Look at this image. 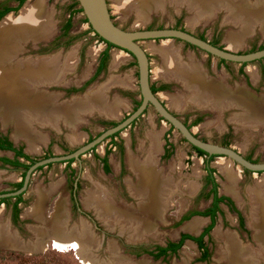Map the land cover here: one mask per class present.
I'll list each match as a JSON object with an SVG mask.
<instances>
[{"label":"rangeland","instance_id":"374dc122","mask_svg":"<svg viewBox=\"0 0 264 264\" xmlns=\"http://www.w3.org/2000/svg\"><path fill=\"white\" fill-rule=\"evenodd\" d=\"M35 1L37 0H26L19 9L11 11L5 17L17 18L24 8ZM120 1L107 0L113 20L123 28L145 29L179 26L194 34L203 35L208 40H215L224 48L235 52H248L264 45V33L262 32L261 22L256 20L253 21L251 30H247L242 36V41L232 44V38L237 37L241 33L239 31L241 28L240 24H235L232 20L227 19L229 10L225 7L216 8L211 16L205 15L195 19L199 13L197 14V10L189 7L186 2L177 3L166 0L163 8L151 10L148 17L141 22L133 10L128 13H123L119 10L118 4ZM43 2L46 11L50 13L52 32L48 38H41L36 42L29 39L23 45V51L18 55L30 58L55 57L58 58L59 64L63 68L65 67V61L71 59L72 66L69 64L70 68L67 65V68L65 67L63 74L59 75L57 80L44 83L38 89H48L46 92L56 95L53 103L57 107L58 104H68L74 100L85 99L84 95L90 88L92 94L102 90L106 104L111 105L114 103L117 104V107L110 114L94 109L90 112H88L89 110L82 111L78 116L79 112L73 111L70 114V121H75L73 125L62 114V117L60 116L61 118L57 119L58 121L56 120V125L32 121L31 125L34 128L35 134L45 137L44 141L40 139L35 142L37 149L32 150L29 148L27 139L15 133L14 123L11 120L3 121L0 115V127L3 129L2 122L4 125H7L5 129L11 135L14 133L13 136L18 138L16 142L22 143L27 153L34 157L42 156L46 151L57 155L72 151L86 142L88 137L95 136L104 129L105 125L102 121L116 122L121 120L134 109L135 103L140 99L136 63L134 58L124 50L111 47L109 49L106 69L97 76L92 77L99 56L103 49L106 48V43L95 35L87 21H85L82 12H76L74 15H71V29L67 37H61L58 40L61 43H58L51 51L44 53L37 52V47L41 44L39 42L50 38L53 39L56 35L59 38L63 24L70 14L69 6L73 3V0H43ZM68 38L69 41H66ZM140 43L149 56L151 83L155 86L166 85L165 89L157 91L158 96L172 112L190 125L192 131L197 136L218 144L227 142L229 146L239 151L242 155H249L258 162L264 161V121L260 120L259 122L258 120L257 123H248L246 125L239 123V121L237 122L234 120L235 115L242 118L245 116V111L237 104L232 103L219 110L212 108L210 105H197L189 101L191 90L185 87L182 81L158 75V71L163 65V58L157 48L169 45L175 50L181 62L193 60L203 71L207 79L222 84L228 92H239V89H244L255 98L264 95V58L248 62L241 67L240 63L231 61L221 62L203 50L177 39L142 40ZM115 55L121 56V60L116 66L113 62ZM124 79H129L130 84H124L122 82ZM85 82L86 84L83 86ZM65 86L75 87L79 90L68 95H63ZM177 95H181L183 99L184 97L186 98L185 105H173L171 98ZM248 99H250L249 96ZM238 113L241 114L239 115ZM196 118L198 119L197 122L194 121ZM155 134L158 135L160 141V150L159 153L157 152L158 155L156 154L158 159L161 155V148L164 146V142L167 139L170 142L169 148L172 149L171 154L166 159H161L158 162L160 164L159 167L156 163V168L158 170L161 169L163 175L169 176L173 188L169 190L168 197L166 198L167 206L165 207L164 215L162 218L158 217V219L154 217L153 221L155 223H151L154 226L151 231L149 230L150 234L148 232L145 233L146 235L143 238H132L131 232L128 229L122 228L121 225H113L111 227L106 224L105 219L99 217L93 207L87 206V197L88 193L92 190L98 192L103 188L107 193L106 195L113 199L116 205L132 211L131 205L136 204L137 201L134 196H130L129 194V181L134 183L137 178L131 167L129 168V158L143 160L151 146L149 136ZM105 151L108 154L109 172L103 171L101 160L99 159ZM220 160H228L227 162L238 175L235 182V189H237L235 194L225 191V185L229 182L220 170ZM203 164V158L193 151L190 144L175 129H170L169 124L156 113L153 107L149 106L132 126L123 129L113 139H106L100 143L95 151H88L83 154L80 161L75 160L72 162L73 168H75L80 178V188L77 192V197L81 202V209L91 219L85 214L76 213L69 223V187L66 186L65 182V163L54 162L52 165L45 166L43 169L36 170L33 173L27 191L24 194L27 202L21 207V216H28L26 212L37 200L38 190H47L46 192H49V194H52L54 191L48 201L45 200H47L49 194L44 199L43 211H46L44 221H40L29 215L38 222L26 219L22 223L21 230L18 231L14 225L9 223V210H5L2 205L0 207V225H11L10 230L12 233L16 232L19 234L20 239L27 242L28 240L33 241L32 237L34 234L31 227L39 226V224L50 227L52 215L56 211L57 202L60 201L63 202L64 209L62 212L65 218L68 217L67 225L69 227H80L82 221L87 222L89 228L92 226L90 230L99 242L97 250L94 251L96 255L95 259L98 258L96 260L103 263L111 261L108 250L111 244L117 247L118 254L123 259L122 255L130 254L126 248L141 244L155 245L157 243H165L169 239H176L177 235L184 231L182 227L184 228L194 218L201 219L199 220L200 223L197 230H200L208 223V218L201 215L194 216L182 223L177 222L186 210H202L207 205V200L197 196L199 190L204 185L205 170ZM211 165L216 170L215 175L219 184V193H226L232 197L235 204L241 209L246 225L251 232V237L247 238L245 236L243 238L237 235L235 231V213L228 210L226 206H223L224 213L217 217L216 224L211 230L213 246H211L212 253L209 262L197 261L198 250L194 244L187 241L179 249L178 255L170 258L169 264H183L182 262L185 264H228V258L224 254L226 244L222 247L223 241L214 234V230L217 227L224 234L236 233L238 239L241 240V244H248L249 246V248L243 247L242 251L245 249L253 253L254 264H264V255H261L259 251L260 247L263 246L257 244L255 239V241L253 240V229L248 225V221L250 223L252 207L249 190L251 186H254L257 181L264 177V172H245L237 163L232 162L225 156L213 157ZM121 169H123V173ZM19 176L20 174L16 170H1L0 188L10 187V183L18 180ZM191 184H194V187L192 186L191 188ZM138 213L139 215L141 214L140 212ZM95 226L99 227V231ZM184 232H187L186 229ZM230 237L233 238L232 236ZM48 238L49 236H44L43 242L45 243L42 248L23 249L20 247L0 246V264H85L78 257L74 249L67 246L56 247L54 246L53 239L49 238L52 240L51 245V241ZM131 241L135 242L131 243ZM155 260L166 264L160 259ZM243 260L247 262L246 264H252L242 254L237 257L236 262L242 263Z\"/></svg>","mask_w":264,"mask_h":264},{"label":"bare ground","instance_id":"6f19581e","mask_svg":"<svg viewBox=\"0 0 264 264\" xmlns=\"http://www.w3.org/2000/svg\"><path fill=\"white\" fill-rule=\"evenodd\" d=\"M165 1L121 0L118 8L123 13L133 10L137 14L138 20L142 22L148 17L151 10L163 8ZM168 1L177 3L186 2L189 7L197 10V14H200L195 19L205 15L211 16L216 8L228 7L230 11L227 19L232 20L235 24H240L242 30L239 29L241 33L237 37L232 38V44L242 41V36L247 30H251L253 21L255 20L258 22L262 20L261 26L264 33V1L262 0H257L256 4L252 6L248 5L246 0ZM51 28L50 13L46 11L43 0H37L24 8L17 18L5 17L0 21V115L3 121L11 120L14 123L15 133L27 139L31 150L37 149L35 142L40 139L45 140V137L35 134L34 128L31 125L32 121L56 125V120H59L64 115L65 119H69L68 122L71 123L70 114L73 111L79 112L78 116L82 111L94 109L110 114L117 107V104L114 103H110L111 105L106 104L102 90L96 91L93 94L90 90L85 95V99L74 100L68 104H58L57 107L53 103L56 95H51L44 89H38L44 83L57 80L59 75L63 74L67 65L70 68L72 66L71 59L65 61V67L63 68L59 64L58 58L55 57L30 58L18 55L23 51V45L29 39L36 42L41 38H48L52 32ZM157 50L163 58V65L160 67L158 75L182 81L185 87L191 90L189 101L197 105H210L212 108L219 110L232 103L237 104L245 111L243 118L235 115L234 120L237 122L239 121V123L246 125L248 123H257L258 120L259 122L260 120L264 121V95L260 98H255L245 90L243 91V89H239V92H228L222 84L207 79L200 67L193 60L181 62L175 50L169 45L157 48ZM120 60L121 56L115 55L113 58L114 65L116 66ZM122 82L126 85L130 84L129 79H124ZM248 96L250 99H248ZM185 101L186 98L184 97L183 99L181 95L171 98V102L176 106L184 104ZM255 102L257 105L254 104ZM242 115L244 114L242 113ZM73 123L75 121L71 125ZM149 137L151 146L149 150L147 149L148 152L145 158L143 160L129 158L130 167L137 178L134 183L129 181V190L137 201L136 204L131 205L132 211L116 205L115 201L106 195L107 193L103 188L98 192L95 190L89 192L86 202L87 206L93 207L97 211L99 217L105 219L106 224L111 227L113 225H121L122 228L128 229L131 232L132 238L145 237V233H148L149 230L151 231L154 226V217L157 219L158 217H163L165 207L167 206L166 198L168 197L169 190L173 188L169 176L163 175L162 170L156 168V154L160 150L159 137L157 134L150 135ZM227 161L220 160L219 167L229 182L225 185V191L235 194V182L238 175ZM192 186L194 187V184H191L190 187L192 188ZM43 190H38L37 200L26 212V215H31L40 221H44L43 205L46 197L45 192L47 191ZM249 195L252 204L250 225L254 229L256 241L263 246L260 247L259 251L261 255H264V177L257 181L254 186L250 187ZM59 202H57L56 211L52 215L50 227L40 224L39 226L31 227L34 234L32 237L33 241L28 240L27 242L20 239L18 234L12 233L8 224H1L0 246L20 247L23 249L42 248L45 243L43 242L44 236H49V238L53 239L54 246H67L74 249L78 257L85 264H151L145 258L136 260L122 255L123 259H121L117 247L113 244L108 247L111 258L110 262L103 263L96 260L98 258L95 259L96 255L94 251L97 250L99 242L90 230L89 225L87 222L82 221L80 227H69L67 225L68 217L65 218L62 212L64 209L63 202ZM138 212L141 214L139 215ZM199 220L201 219L194 218L184 228L196 231L199 228ZM224 254L228 258V264H246L247 262L244 260L242 263L236 262L240 254L245 255L251 263L254 262L253 253L245 249L242 251V248L230 236L226 240ZM182 263L185 264L184 262Z\"/></svg>","mask_w":264,"mask_h":264},{"label":"water","instance_id":"95a60500","mask_svg":"<svg viewBox=\"0 0 264 264\" xmlns=\"http://www.w3.org/2000/svg\"><path fill=\"white\" fill-rule=\"evenodd\" d=\"M256 1L257 0L251 2ZM77 2L82 10L81 12L87 20V23L98 37L102 38L108 43H111L114 47L128 52L134 58L137 67L140 103L134 110L128 113L127 116L121 120H118L115 125L102 129L91 140L79 145L73 151L61 155H54L47 158L38 159L30 164L25 171L22 185L16 190L0 193V198L16 196L26 191L32 174L39 166L46 165L50 162H60L69 159L80 161V156H82L85 152L91 150L95 146H98L112 134L128 127L135 119L140 117L149 106L153 107L156 113L165 122L173 126L180 136H182L184 140L190 145L203 150L208 155L225 156L232 162L237 163L242 169H247L252 173L264 172V162H253L245 158L239 151L235 150L231 146L203 140L196 136L192 129L188 128L183 120L162 102L157 92H153L151 89L149 56L141 45L140 41L155 39H177L193 45L196 48L203 50L207 54L216 57L217 59H224L226 61L236 63H248L264 58V47L248 52H235L227 48L214 45L208 40L202 39L188 30L176 27L127 29L115 23L109 10L107 0H77ZM11 11H8L4 16H2L0 21ZM90 90L91 88L88 89L86 94L89 93ZM14 138L17 139L16 137ZM8 227H11V225H8ZM134 242L135 241H131V243ZM124 257H131L136 260L145 258L151 264H163L158 260L153 259L151 256L145 254L140 257L126 254Z\"/></svg>","mask_w":264,"mask_h":264},{"label":"flooded vegetation","instance_id":"af4514ba","mask_svg":"<svg viewBox=\"0 0 264 264\" xmlns=\"http://www.w3.org/2000/svg\"><path fill=\"white\" fill-rule=\"evenodd\" d=\"M18 4V0H2L0 1V12L3 11L6 7H14L15 5ZM70 16L68 15V18ZM68 18L66 19L65 23L63 24V27L61 29V34L59 36V38H57V35L53 38V39H47L45 41H41L39 43H41L40 45H38L37 47V52L39 53H44V52H48V51H51L52 49H54L58 43H61L59 42L58 40L61 39V37H67L68 34H69V30L71 29V26L69 29H65V25H66V22L68 20ZM113 18V17H112ZM116 23V22H115ZM117 24V23H116ZM176 28H180V29H184L186 30L185 28H182V27H179V26H176ZM191 32V31H190ZM194 34V33H193ZM196 36L198 37H202L204 38L205 40H208L206 39L203 35H198V34H195ZM66 41H69V38L66 40ZM210 43L211 42H214L217 46H221L219 44V42L217 41H212V40H208ZM38 43V44H39ZM188 44V43H186ZM190 45V44H188ZM190 46H193V45H190ZM195 47V46H193ZM223 47V46H221ZM105 49V48H104ZM103 49V50H104ZM102 54V52H101ZM100 54V56H101ZM100 56H99V59H98V63H97V66L94 70V73L92 75V77H95V72H96V69L98 67V65L100 64ZM262 59V58H261ZM226 61V60H225ZM107 63H108V59L106 61V66L105 68L101 71L103 72L106 67H107ZM241 64V63H240ZM242 67V66H241ZM100 72V73H101ZM97 76V75H96ZM90 77V78H92ZM86 84V82L83 84V86ZM49 85V84H47ZM46 85V86H47ZM82 86V87H83ZM46 89V88H45ZM48 89H46L47 91ZM79 89L75 88V87H71V86H68L64 88V94L63 95H68L72 92H75V91H78ZM50 92V91H49ZM157 92V91H156ZM140 101V99L138 100ZM136 104V103H135ZM135 106V105H134ZM134 110V109H133ZM146 111V110H145ZM144 111V112H145ZM143 112V113H144ZM127 116V115H126ZM141 117V116H140ZM179 117V116H178ZM124 118V117H123ZM139 119V117L135 120V122ZM183 120V119H182ZM194 121H198V119L196 118ZM135 122H132L129 126H132ZM183 122L187 125L188 128H191L190 125L183 120ZM115 124L117 123L114 122ZM167 123V122H166ZM115 124H112V125H107L104 127L107 128L109 126H113ZM7 125H4L3 122H2V127L3 129L0 127V171L1 170H9V169H12V170H16L19 172L20 176H19V179L10 183V187L8 188H0V193H3V192H8V191H13V190H16L17 188L19 187H16L15 186V183L19 182V181H22L23 182V178H24V175H25V169H24V165L25 164H32L33 162H35L36 160L38 159H42V158H47V157H50V156H54V155H57V154H53V153H49V152H44L42 156H33L29 153H27V151L25 150L24 146L22 145V143H17V139L14 138L13 134L11 135L8 130L5 129ZM169 128L170 129H174L173 126L169 125ZM122 131V130H121ZM121 131H118L116 132L118 135ZM195 134V133H194ZM97 135V134H96ZM113 135V134H112ZM115 135V136H116ZM196 135V134H195ZM115 136H109L107 139H113ZM197 136V135H196ZM94 136H92L93 138ZM199 137V136H198ZM89 138L87 139V141H89ZM203 140H206L205 138H201ZM91 140V139H90ZM106 140V139H105ZM104 140V141H105ZM86 141V142H87ZM50 142V141H49ZM168 139L164 142V146L161 148L162 149V152H161V155L159 156V159H158V162L161 160V159H166L171 153V150L169 147H170V142L168 143ZM85 143V142H84ZM220 144L222 145H228L227 142H221ZM192 146V145H190ZM97 146L93 147L91 150L89 151H95ZM77 148V147H76ZM75 148V149H76ZM192 148V147H191ZM74 150V149H73ZM72 150V151H73ZM194 151V150H193ZM71 152V151H70ZM88 152V151H87ZM107 151H105V153L99 157V159L101 160L105 155L108 156V154L106 153ZM195 152V151H194ZM68 153V152H67ZM86 153V152H85ZM84 153V154H85ZM170 153V154H168ZM196 153V152H195ZM23 154H26L28 155L32 160L33 162H29V160H25L23 158ZM197 154V153H196ZM58 155H61V154H58ZM198 155V154H197ZM199 156V155H198ZM210 156L206 153V155L204 156H200L203 158V165H204V170H205V177H204V185L202 186V188L199 190L198 192V197H201V198H204L205 200H207V205L202 209V210H196V209H188L186 210L180 217L179 219L177 220V222H184V221H187L189 219H191L192 217L194 216H199L201 214H197L198 212H201V211H205L206 209L208 208H212V203H213V194L211 192L212 190V187H213V182L211 180V182H208L207 181V175H208V171L205 167V159ZM217 155H214L213 157H215ZM245 158L249 159V160H252L253 162H258L257 160H255L253 157L249 156V155H243ZM80 159H81V156H80ZM213 159V158H212ZM9 160H16L17 161V165L13 162L10 163ZM75 161L74 160H65V161H60L62 163H65V172H66V177H65V182H66V186L69 187V204H68V210H69V223L70 221L72 220V217L76 214V213H80V214H85L89 219H91V217L86 214L82 209H81V202L80 200L78 199L77 197V192L80 188V178H79V175L76 173V170L75 168H73V165H72V162ZM77 161V160H76ZM20 165H19V163ZM157 162V166L159 167L160 164ZM211 162L212 160L209 162V167L211 168H214L212 167L211 165ZM264 162V161H263ZM54 162H50L46 165H42V166H39L41 168H37L36 170H41L43 169L45 166H49V165H52ZM22 164V165H21ZM101 164H102V169L103 171L105 172H109L108 170L110 169L109 167V162H108V159H107V164H108V170L105 169V164L104 162L101 160ZM29 167V166H28ZM27 167V168H28ZM122 168V167H121ZM35 170V171H36ZM215 170V168H214ZM34 171V172H35ZM243 171L245 172H249L251 173V171L247 170V169H244L243 168ZM121 172L123 173V169H121ZM216 170L213 172L212 176L214 177V180L215 182L218 183L217 179H216ZM33 175V174H32ZM30 183V181H29ZM22 185V184H21ZM219 185V184H218ZM29 186V185H28ZM27 191V190H26ZM22 192L20 193L19 195H16V196H10V197H2L0 198V207L3 205L4 206V209L5 210H9V222L14 225L18 231H20L21 229V226H22V223H24V220L26 219H32L34 220L35 222H38L36 219H34L33 217H29V216H21V207L23 204H25L27 202L24 194L25 192ZM53 194V193H52ZM51 193L48 195L47 197V200L45 201H48V199H50V196L52 195ZM218 195H223L225 197H227L229 199L228 200H223L222 202L218 203V207L220 209L219 212H217L216 214V217H215V222H214V225L216 224V221H217V217L219 215H222L224 213V210H223V206H226L228 208V210L232 211L235 213V231L237 233L238 236H241V237H251L250 236V230H249V227H247L246 225V221H245V217L241 211V209L235 204V202L233 201L232 197H230L229 195H227L226 193H219V190H218ZM44 201V202H45ZM16 204V206H15ZM15 207L17 209V211L15 210ZM44 207V206H43ZM67 207V206H66ZM46 216V211L44 210L43 211V217L45 218ZM51 216V215H50ZM203 217H207L208 218V223L206 225L203 226V228H201L200 230H197V231H188L186 230L187 232H184L185 229L182 227V229L184 231L180 232L178 235H177V238L176 239H169L167 240L165 243H157L155 245H135V246H132L131 248H126V250L128 251V253H130V255H135V256H141V255H144V254H148L149 256H151L153 259H160L162 261H164V263L166 264H169V260L172 256H175V255H178V252H179V249L183 246L184 243H186L187 241L194 244L195 247L197 248L198 250V255L196 257V260L197 261H200V262H205V263H208L210 258H211V253H212V247L213 246V243H212V237H211V230L214 228V225L207 231L205 232V229H207L210 225V223L212 222V218L210 215H201ZM75 217V216H74ZM158 224V223H157ZM248 225H249V221H248ZM250 226V225H249ZM252 229L253 227L250 226ZM90 228H92V226H90ZM95 228L99 231V227L98 226H95ZM223 233V232H222ZM236 233L234 232H231L230 236H232L235 241L237 242V244L239 245L240 248H243V247H247L249 248L248 244H244L242 245L241 244V240L238 239V236L236 235ZM254 229H253V234H254ZM187 234L189 236H191V238H184V235ZM215 234V233H214ZM19 235V234H18ZM201 236V243L196 240V237H199ZM225 234L223 233V236L220 237L219 239H221L223 241V245L222 247H224L225 245ZM253 236V235H252ZM254 238V237H253ZM47 239V238H46ZM49 241H51V245H52V240L48 238ZM163 249V250H162Z\"/></svg>","mask_w":264,"mask_h":264},{"label":"trees","instance_id":"16d2710c","mask_svg":"<svg viewBox=\"0 0 264 264\" xmlns=\"http://www.w3.org/2000/svg\"><path fill=\"white\" fill-rule=\"evenodd\" d=\"M25 2V0H18V4L17 5H15L14 7H6L3 11H1L0 12V18L2 17V16H4L8 11H11V10H17V9H19V7L23 4ZM69 8H70V14H69V18H68V20H67V22H66V27H65V29H69L70 28V26H71V15H74V13H76V12H81L82 10H81V8L79 7V5H78V2H77V0H73V3H71V5L69 6ZM85 21H87L86 19H85ZM95 35L97 36V34L95 33ZM98 37V36H97ZM101 41H104L102 38H100V37H98ZM202 38V37H201ZM202 39H204V38H202ZM105 43H106V48L102 51V54H101V56H100V64L98 65V67H97V69H96V72H95V74L96 75H98L104 68H105V66H106V61H107V59L109 58V49L111 48V47H114L111 43H108V42H106V41H104ZM212 44H214V45H216L214 42H211ZM219 47H221V46H219ZM264 47V45H262V46H260L259 48H263ZM258 49V48H257ZM253 50H255V49H253ZM252 51V50H251ZM221 62H225V60L224 59H219ZM244 64H246L245 62H243V63H241V66H243ZM241 70V69H240ZM242 72V71H241ZM95 75V76H96ZM166 88V85L165 84H162V85H160V86H155L153 83H151V89H152V91L153 92H156V91H158V90H160V89H165ZM139 103H140V101H137L136 102V104H135V107H134V109L139 105ZM136 120V119H135ZM135 120L133 121V122H135ZM103 122V124L105 125V126H107V125H112V124H115L114 122H106V121H102ZM117 133H114L113 135H111L112 137L113 136H115ZM110 136V137H111ZM90 139H92V137H90L89 138V140ZM226 145V144H225ZM192 147V149L199 155V156H204V155H206V152H204L203 150H201V149H199V148H197V147H195V146H191ZM107 153V152H106ZM171 153V152H170ZM170 153H168V154H170ZM23 156V158L25 159V160H29V162L31 163V162H33V160L28 156V155H26V154H23L22 155ZM213 156L214 155H210V156H208L206 159H205V167H206V169H207V171H208V175H207V181L208 182H211V180H212V182H213V187H212V190H211V192H212V194H213V203H212V208H208V209H206L205 211H201V212H198L197 214H201V215H210L211 216V218H212V222L210 223V225H209V227L207 228V229H205V232H207L213 225H214V222H215V217H216V214H217V212H219L220 211V209H219V207H218V203H220V202H222L223 200H228L229 201V199L227 198V197H225V196H223V195H218V183L217 182H215V181H213L214 180V177L212 176V174H213V172L215 171L214 170V168H211V167H209V162L212 160V158H213ZM70 160H74V159H70ZM103 162H104V164H105V169L106 170H108V164H107V156L105 155L102 159H101ZM10 161V163L11 162H13V163H15L16 165H17V161L16 160H9ZM252 161V160H251ZM19 163V162H18ZM19 165H20V163H19ZM22 165V164H21ZM29 166V163L28 164H25L24 165V169L26 170L27 169V167ZM38 168H41V167H38ZM21 184H22V181H19V182H17V183H15V186L16 187H20L21 186ZM15 206H16V204H15ZM15 210L17 211V209H16V207H15ZM184 238H191V236H189V235H187V234H185L184 235ZM196 240H198L200 243H201V236H199V237H196ZM163 250V249H162Z\"/></svg>","mask_w":264,"mask_h":264},{"label":"crops","instance_id":"0c3cea01","mask_svg":"<svg viewBox=\"0 0 264 264\" xmlns=\"http://www.w3.org/2000/svg\"><path fill=\"white\" fill-rule=\"evenodd\" d=\"M262 1H264V0H262ZM246 2L248 3V5H250V6H252V5H255L256 4V2H250L249 0H246ZM225 8H227V10H228V7H225ZM230 8V7H229ZM230 11V10H229ZM260 22L262 21V20H259ZM262 24V23H261ZM262 27V26H261ZM114 66V65H113ZM115 67V66H114ZM203 72V71H202ZM230 88V87H229ZM231 89V88H230ZM244 90V89H243ZM246 91V90H245ZM263 96V95H262ZM258 97H261V96H258ZM159 153V152H158ZM158 153H157V155H158ZM128 159V158H127ZM156 160H157V162H158V157H156ZM128 162V161H127ZM128 165H129V163H128ZM129 168H130V166H129ZM133 171V170H132ZM134 173V172H133ZM135 174V173H134ZM225 175V174H224ZM136 176V175H135ZM237 181V180H236ZM58 184V183H57ZM58 187V186H57ZM236 191H237V189H236ZM54 192V191H53ZM52 192V193H53ZM49 194V192H47L46 193V197H47V195ZM129 194H130V196L132 195L131 194V192L129 191ZM38 196V195H37ZM133 196V195H132ZM30 217V216H29ZM249 225H250V223H249ZM251 226V225H250ZM16 233V232H15ZM214 233H215V235L218 237V238H220V237H222L223 236V233L221 232V230H220V228H216L215 230H214ZM17 234V233H16ZM228 236H230V235H228V234H225V236L224 237H226V240H227V238H228ZM253 236H254V234H253ZM254 239H255V237H254ZM256 240V239H255ZM236 242V241H235ZM257 242V241H256ZM225 244H226V241H225ZM236 244H237V242H236ZM257 244H259L258 242H257ZM238 245V244H237ZM239 246V245H238ZM226 248V247H225ZM227 260V259H226ZM252 264H254V263H252ZM256 264V263H255Z\"/></svg>","mask_w":264,"mask_h":264}]
</instances>
